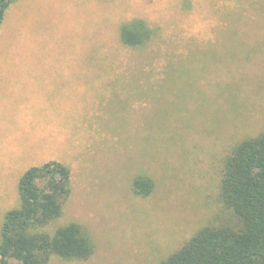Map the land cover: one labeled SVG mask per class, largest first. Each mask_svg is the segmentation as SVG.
<instances>
[{"label": "rangeland", "instance_id": "374dc122", "mask_svg": "<svg viewBox=\"0 0 264 264\" xmlns=\"http://www.w3.org/2000/svg\"><path fill=\"white\" fill-rule=\"evenodd\" d=\"M132 19L157 31L144 47L121 38ZM263 130L264 0H16L0 32V234L24 172L56 160L72 173L64 219L97 247L50 264H156L225 217L226 156Z\"/></svg>", "mask_w": 264, "mask_h": 264}, {"label": "trees", "instance_id": "16d2710c", "mask_svg": "<svg viewBox=\"0 0 264 264\" xmlns=\"http://www.w3.org/2000/svg\"><path fill=\"white\" fill-rule=\"evenodd\" d=\"M16 0H0V32L8 8ZM143 19L121 27L123 42L144 47L156 35ZM135 194L150 195L155 182L139 174ZM72 192L71 169L56 160L27 169L19 181L20 203L4 217L0 264H50L88 260L96 251L89 228L66 220ZM219 198L227 214L218 223L196 230L156 264H264V130L238 142L226 156Z\"/></svg>", "mask_w": 264, "mask_h": 264}]
</instances>
